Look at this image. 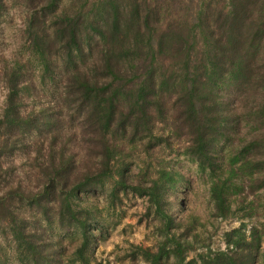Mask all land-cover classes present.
Wrapping results in <instances>:
<instances>
[{
    "label": "trees",
    "instance_id": "1",
    "mask_svg": "<svg viewBox=\"0 0 264 264\" xmlns=\"http://www.w3.org/2000/svg\"><path fill=\"white\" fill-rule=\"evenodd\" d=\"M8 1L26 13L28 57L0 58L1 264H97L94 200L109 180L112 201L131 192L152 209L156 250L133 251L145 264H264V217L186 260L197 219L182 226L176 190L188 180L125 161L180 144L208 176L212 216L251 217L248 197L264 191V0H0V18ZM64 236L79 240L69 255Z\"/></svg>",
    "mask_w": 264,
    "mask_h": 264
},
{
    "label": "rangeland",
    "instance_id": "2",
    "mask_svg": "<svg viewBox=\"0 0 264 264\" xmlns=\"http://www.w3.org/2000/svg\"><path fill=\"white\" fill-rule=\"evenodd\" d=\"M216 1L220 5L223 4L222 0ZM7 5V11L0 18V58L9 61L14 59L22 61L28 57L27 45L23 37L26 13L23 8L12 4L10 1H8ZM173 17L176 18L178 15ZM3 94L4 91L0 84V111L3 107ZM254 107H256L255 104ZM241 126V132L237 136L239 138L249 133L253 124L246 118L243 119ZM254 133V131H251L248 136H252ZM181 152L180 144H176L164 152H152L150 157L135 153L132 157L125 159V161L130 162L129 169L132 174H136L138 170L144 168L146 162H151L152 168L150 171L153 173V178L158 168L165 167L168 170L180 171L188 180L187 185L177 186L176 195L179 196V199L183 198L182 202L185 210L177 212L182 226H186L192 217L197 219L192 231L197 236L196 241L194 242L188 236L194 247L187 254L186 260H189L196 257L197 254H203L207 250L206 247L201 246L202 244H208L211 250H225L224 233L240 227L241 222L246 224V233H248L252 225H257L264 217V191L259 190L248 197L247 202L251 201V205L254 208L251 217L240 219L242 212H237L236 216L227 219L215 218L212 216L207 174L199 172L196 164L186 159ZM16 165L19 168L21 167L19 160H17ZM112 186L113 182L111 180L105 182V191L94 200L97 205V211L103 218L105 238H100L91 245L89 250L90 257L97 264H145L143 257L138 253L133 255V251L135 246L148 247L153 252L156 250L160 239L155 229L156 223L152 224V209L146 197H138L131 192H118V199L112 201L110 196L108 197ZM87 204L80 203L81 207ZM3 230H5V226L1 224L0 252H2L1 248L4 250ZM78 243V239L64 236L62 245L66 249V254L69 255ZM8 250H6L7 256H9ZM2 261L0 260V264ZM173 262V259L170 258L167 264H173ZM7 264L16 263L9 258Z\"/></svg>",
    "mask_w": 264,
    "mask_h": 264
}]
</instances>
